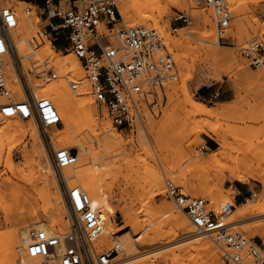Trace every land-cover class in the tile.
Masks as SVG:
<instances>
[{"label": "rangeland", "instance_id": "obj_1", "mask_svg": "<svg viewBox=\"0 0 264 264\" xmlns=\"http://www.w3.org/2000/svg\"><path fill=\"white\" fill-rule=\"evenodd\" d=\"M23 1H25L24 4H19L18 6L19 17L21 16L22 18H20L22 23L20 24L19 33L25 35V40H29L37 37V34L44 30L47 22L35 6L28 4L31 0ZM225 1L232 13L231 28L226 32L225 39L220 40L218 38L220 48L218 47L219 49H217L230 54L233 57L231 60H215L207 54L208 48L212 46L201 41V39H204V32L210 30V28L218 37L214 10L205 3V0H185L181 2L177 0H128V5L131 9L130 13L133 18L130 21L123 18L120 27L126 29L129 28L128 24L130 23L141 24L147 17H156L160 21L159 27H155L154 21L143 25L138 24L137 26L157 29L164 35L168 49L174 55L177 63V79L167 83L162 89H157L152 95L148 96L149 106H144L143 121L137 123L133 129H116L112 125L109 115L107 116L106 111L103 110L104 108L99 106L89 96L90 100H92V106L95 109V117L98 122L97 130H86L83 133L77 134L74 143L65 147L59 145L60 138L63 136L60 132L64 129L63 124L50 134L54 149L69 148L79 157L78 163L82 161V155L85 150V153H89L87 150L93 148V153H103L100 159H89L86 163L84 162L82 168L91 171L90 174L93 177L95 176L94 178H97L105 187L111 189L109 195L110 203L115 209V214H112L111 218L114 222L116 235L120 238L128 235L135 240L139 234L144 237L150 232L152 227L146 221L148 219H155V217H152L150 206L146 210L143 208L142 202L145 198H150L151 195L153 196V194L150 195L147 191L143 190L145 173L148 167L146 165L148 156L146 148H155L157 155L160 158L161 156L165 158L161 163L158 162V167L164 179L166 192L164 194H155L151 201V203L153 202L152 206L158 207L167 203L176 207L175 213L184 212L167 197V188L169 185L183 187L189 195L196 196L195 193L199 190L200 181L205 180L209 172L213 175L216 174L215 172H220L217 170L222 168L223 165L224 167L227 166L225 164L231 165L230 161L233 162L236 158L242 157L243 154H249L254 158L256 157L264 165V0H238L235 5L229 0ZM121 2L122 0H118L120 11L122 7ZM237 6L241 8L239 9L241 10L242 17H244V26L242 28L239 21L240 17L235 10ZM27 7H32L33 12L31 15L24 13V9ZM177 12H186L190 21L188 24L180 25L178 30L174 31L172 29V20ZM205 17L212 21V27H205ZM29 24L33 25L34 29L26 36L25 31L27 26H30ZM241 29L244 30L240 31ZM51 41L52 39L49 35L43 37V45ZM257 43L262 46L260 55L263 57V63L260 66L254 65L252 60H249L244 54L247 47ZM26 45L25 48L23 46L21 47L23 51L32 53L30 58H24V63L28 69L31 68L32 62L50 59L51 65L57 69L59 78H62L63 81L64 79L66 80L64 82L68 83V86L74 94L77 96L81 95L77 93L80 91L81 93L82 91L84 92V89L88 87L85 72L81 69L79 61L77 66H71L70 61L73 58L66 57L67 55L75 57L70 50L64 49L60 52L58 50H51L53 52L51 53V51L48 52L49 49L48 51L46 49V53L44 54L39 50L41 46L33 49ZM65 63L68 67L64 65ZM69 67L71 71H69ZM61 69H64V73ZM12 73L10 76H12L13 80L9 78L10 88L13 94L11 98L14 101H18L21 99L14 92L18 84L14 83ZM184 74L185 77H183ZM218 74L222 76L221 80H217L216 75ZM31 77L33 83L32 91L35 94L45 86L61 81L59 78L43 80L35 75ZM67 78L80 81L82 83L80 89L74 91ZM183 78L185 79L183 80ZM183 85L186 86V89ZM86 91H88V88ZM24 95L25 98L26 94ZM199 101H203L209 110L223 109L225 111L219 117L211 119L207 124L205 123L206 129L216 128L220 130L226 138L227 148H229L227 156L223 157L211 169L207 167L206 162L212 153L218 150L219 144L206 133H201L200 135L192 134L193 129L186 123L188 103H196ZM0 102L2 101L0 100ZM2 121L4 122L3 119H0V125L3 123ZM19 121L25 123L24 119L20 118ZM199 121V116L193 117L190 120L194 124ZM150 124L155 129L152 132L150 131L149 136H146L141 131V128L146 127L149 129L151 127ZM102 125H104V128ZM104 129L105 131H103ZM29 135L30 133L27 136L22 134L17 136L10 146L11 148H0L3 154L8 151L6 158L10 156L9 158H11L13 163L22 168L35 162V155H32L31 142L28 139ZM40 135L46 154L58 175L59 190L65 201L63 195L64 184L62 181L66 179H63V170L58 171L55 169L51 155L49 154L50 149L47 148L48 143L41 132ZM108 135H117L116 146L108 149L99 148L98 145L105 144L106 141L103 138L108 137ZM4 156L5 154L2 158ZM231 157L233 158L232 160L230 159ZM4 160L0 159V239L1 235L5 236L10 229L12 231V229L24 225L35 226L34 224L37 218L43 219L52 214L51 211H46V203L39 199V195H37L41 193V182H35L31 178H24L23 176H18V178L14 177L8 167L4 166ZM164 162H167L168 168ZM66 181L69 188L80 186L78 179ZM222 191L223 196L224 194L225 196L220 202L235 201L234 209L237 211L238 209H242L244 204L248 203V200L256 204L264 197L263 184L255 181L241 183L227 178L224 181ZM252 192L256 193V197H251ZM103 194L105 193L101 192L99 196L101 197ZM198 197L209 201L211 207H216L219 204V202L215 203L212 199L204 198L202 195ZM35 201L38 202L37 213L30 214L29 207ZM124 207L136 212V216L140 219L141 227L139 230L136 231L126 224L123 214ZM142 209H144V212H141ZM67 210L64 228L56 227L55 233L57 234H65L69 230ZM183 215L185 216L186 214ZM233 217L234 214L232 217H229L230 222H233ZM186 219L192 224L187 216ZM9 220L12 223H8L7 221ZM163 220V218L156 219L153 226L163 222ZM259 224H264V216L240 221L232 231L239 232L249 240L256 242L264 254V237L260 236L256 231L257 225ZM172 229L173 224L165 225V231L172 232ZM174 232L178 234V238L171 244H158L146 249L154 251L175 245L173 248H170L173 251L177 250L179 246L193 247L195 245L196 239L185 237L182 230L176 228ZM200 233L205 235L214 247H216L218 257L213 261L193 251V254L191 253L190 258L187 259L188 261L186 260V264H197L198 262V264H225V251L222 248L224 245L219 246L213 241L215 236ZM102 238L103 234L96 241L99 252H109L115 249L118 240H115L114 236H110L108 240ZM9 243V239L4 237V240L0 244V264H11ZM176 244L179 245L176 246ZM165 249L164 251L169 250V248ZM26 250L27 247L24 248L25 256ZM195 254L199 256L197 255L196 257ZM126 256L122 252L119 255L115 254L113 257H115L114 259L120 257V261L124 262L128 259ZM22 259L19 264H25L27 262H25V259ZM172 262L171 260L165 261L161 257L155 264H177Z\"/></svg>", "mask_w": 264, "mask_h": 264}, {"label": "built area", "instance_id": "obj_2", "mask_svg": "<svg viewBox=\"0 0 264 264\" xmlns=\"http://www.w3.org/2000/svg\"><path fill=\"white\" fill-rule=\"evenodd\" d=\"M22 1L0 0V119L12 116L34 120L59 171L74 166L78 157L70 149H54L50 134L62 125V120L50 99L38 98L32 91L31 77L46 80L58 79L59 75L50 59L32 62L28 69L20 49L23 42L35 49L49 35L51 44L59 52L66 44L65 49L75 55L85 72L87 94L106 108L112 125L118 130L133 129L143 121L144 106H149L148 96L177 79V63L159 30L146 26L120 27L123 17L118 0H31L27 3L40 11L47 25L37 37L22 42L18 17ZM205 3L214 10L218 38L225 39L232 21L229 6L225 0H205ZM32 12V7L24 9L26 15ZM189 21L186 12H177L172 29L176 31ZM261 50V44H252L244 54L260 66ZM9 66L26 94L23 100L11 98ZM67 79L74 91L80 89V81ZM62 183L69 230L65 234L33 232L25 251L32 259L27 264H113V256L119 255L117 248L101 253L96 246L104 231L102 211L97 212L88 193L78 187L69 188L64 180ZM167 197L199 231L215 236L214 241L225 246L222 247L225 264H264V254L257 243L232 231L235 225L229 221L234 210L231 202L211 207L209 201L173 185L168 186ZM251 197H256V193L252 192Z\"/></svg>", "mask_w": 264, "mask_h": 264}, {"label": "bare ground", "instance_id": "obj_3", "mask_svg": "<svg viewBox=\"0 0 264 264\" xmlns=\"http://www.w3.org/2000/svg\"><path fill=\"white\" fill-rule=\"evenodd\" d=\"M177 1L181 2L185 0H177ZM229 1L234 5L237 4L236 2H238V0H229ZM24 2L25 1H22L20 4H24ZM121 6L122 7H121L120 12H122L121 13L123 15L122 17L125 18L127 21H130L133 17L130 13L131 9H130V6L128 5V0H122ZM239 8L237 6V8L235 7V10L238 13V16L240 17L239 21H240V26L242 28V26H244L243 25L244 17H242V13L240 10L241 8L240 9ZM207 17H205V27L206 28L208 26L212 27L213 26L211 23L212 21L208 20ZM20 18L21 16L19 17V24L22 23V20H20ZM150 21L152 22L154 21L153 23L155 27H159L160 21L156 19V17H147L146 20H144L141 24L139 23L138 24L139 25L148 24V22ZM138 24L133 22V23L128 24V26L129 28L131 27L133 28L137 26ZM29 25L30 26H27L26 31H25L26 36L34 29L33 25L31 24ZM242 30L244 29H241L240 31ZM22 36H23V39H22V42H23L26 38L24 37L25 35L23 33H22ZM202 38H203V35H202ZM201 41L212 46L208 48L207 54L209 56H212V58H214L215 60H221V59L231 60V58H233L230 54L223 52L221 50H218L220 48L218 37L216 36V34L211 28L210 30H206L204 32V39H201ZM23 44L25 43L23 42L21 47L23 46V48H25L26 44L25 45ZM21 47L20 49H21L22 54H24L26 58H30L32 53L24 52L23 48ZM46 49L47 51L49 49L48 52H50L51 50L52 51L56 50V48L51 44V42H48V43L46 42L45 45L41 46L39 50H41V52L45 54ZM52 51L51 53H53ZM66 57L73 58L72 59L73 61L72 60L70 61L71 66L78 65V59H76V57L72 55H67ZM64 65H66V63ZM69 71H71L70 67H69ZM11 73L14 76V83L17 84L18 83L17 76L14 70L12 69V67L9 66L8 75L10 76ZM183 77H185V74L183 75ZM216 77H217V80H221L222 78L220 74L216 75ZM10 79L13 80L12 76H10ZM184 79L185 78H183V80ZM60 80H61L60 82L58 81V82L52 83L50 85L45 86L41 90H38L37 92L38 96L37 94L35 95L38 98L50 99L52 103L54 104V106L56 107L57 111L59 112L61 120H62V124L64 126V129L60 131L63 134V136L60 138L59 145L62 147L63 146L65 147L67 145L74 143L75 137L77 136V134L83 133L86 130H89V131L97 130L98 122L95 117V109L92 106V100H90L89 95L87 97L88 91H86V89L88 87L85 88L84 89L85 91L84 92L82 91V93L81 91L78 93L76 92L77 94L79 93L81 94L77 96L70 89V87L68 86V83L64 82L66 81L65 79L64 81L62 78ZM183 83L185 84V82ZM183 87H185L186 89L185 85H183ZM14 92L19 96L18 97L19 99H22L25 96L24 91L18 85H16ZM103 108H104L103 110H105L107 113L106 108L105 107ZM224 112L225 111L223 109L222 110H219V109L209 110L208 106L203 101H199L196 103L190 102L187 105L186 123L189 124V127L193 129L192 134L200 135L201 133H206L208 136H210L214 141H216L219 144L218 150L214 151L211 157L206 162L207 167L210 169L213 166L215 167L216 164H218L223 157L227 156L229 148H227L228 145H227L226 138L223 136L220 130L216 128L206 129L205 123L207 124V122H209L211 119L215 117H219ZM107 116H108V113H107ZM196 116L200 117V121L197 122L196 124L191 123L190 120ZM19 119L20 118L18 117H12V116L6 117L3 119L4 122L2 121L3 123L0 125V148H4V149L11 148L10 146L13 144L17 136L21 134L24 136H27V134L30 133L28 139L31 142V148H32L31 152H33L32 155H35V162H32L31 164H28L24 168H22L14 164L11 158H9L10 156H7L6 158V153L8 151L4 152L5 156L3 158L2 156L4 154L2 151H0V159L2 160L5 159L4 166L8 167L9 171L14 177L18 178V176H23L24 178L25 177L31 178L35 182H41L42 191L40 190L41 193L37 195H39V199L43 200V202L46 203L45 205L46 207L44 206L46 211L47 210L51 211L52 214L51 216H47L46 218H43V219L37 218V221L34 224L35 226L24 225L21 227H16L12 229V231L10 229L9 231L11 232L9 233L8 231L5 234V236L1 235L0 244L4 240V237L9 239V242H10L9 250H10V256L12 260L11 264H19L22 258L25 259V262L31 261L32 260L31 258H28L27 255L26 256L24 255V248L27 247L29 243L31 242L30 241L31 234L36 231H45L49 234L55 233L56 227L64 226V221L66 218V210L68 209V208L66 209L65 201L59 190V184H58V179H57L58 175L56 171L53 169L50 159L46 154V150L42 143V140L40 137L41 135H40L37 124L35 123L34 120H24L25 123H23L19 121ZM102 126L104 128V125ZM154 129L151 125L149 129L146 127L141 128V131L146 136H149L150 131L152 132ZM103 131H105V129ZM109 136L110 135H108V137L103 138V140H105L106 142L105 144L103 143L104 145L103 144L98 145L99 148L108 149V148H112L116 146L115 142L117 141V138H118L117 135L116 136L111 135L110 137ZM110 140L111 142H109ZM64 149H69V148H64ZM146 149L148 153L147 154L148 156L146 159V165L148 167L145 173L143 190L147 191L150 195L153 194V196L155 194L157 195L164 194L166 192V189H165L163 176L158 167V162L161 163V161H164L165 158L164 156L163 157L161 156L160 158V156L157 155L155 148H146ZM85 151H84V154L82 155V161L80 163H78V159H79L78 157L77 163L74 166H68L62 169L63 170L62 176H63V179H66V180L78 179L79 184H80L78 188L88 193L90 198H92L91 201L93 202V206L97 210V212H100V211L103 212L102 219H103V224H104V231H103L102 239L108 240L110 236H114V239L118 240V242L115 245V248H117L118 253L124 252L125 255H127L126 257L128 258L127 260L123 262V261H120V257H118L113 260V264H155L156 261H158L161 257L165 259V261L171 260L177 264H186V260L190 258V256L193 254L192 253L193 251L210 260L215 261L217 259L218 256H217L216 247H214L212 242L205 235L200 233L201 231L195 228L186 219V215L185 216L183 215L184 213H175L176 207L170 204H167V203L162 204L158 207H155L154 205L152 206V203H153V202L151 203V201L153 200L152 195L150 198H145L142 201L143 208L149 209V206H150L152 217H155V219H152V220L148 219L146 221V223L151 224L152 226V227L150 226L151 227L150 232H148L144 237L140 236L139 234L138 238L135 240H133L132 237L128 235L126 237L124 236L123 238H120L119 236H117L116 231L114 229V222L111 218V215L115 214V209L111 206V203H110L109 195H110L111 189L105 187L103 183H100L97 180V178H94L95 176L93 177L90 174L91 171H89L88 169L82 168L83 167L82 164L84 162L86 163L89 159H94V160L100 159V157L103 156V153H93L92 152L93 148H90L89 150H87L89 151V153H85ZM230 159L232 160L233 158L231 157ZM230 162H231V165L225 164L227 165L225 167L223 165L222 168L217 170L220 172L218 173L215 172L216 174L214 175L211 174V172H209L206 175V179L200 181L199 190L198 192L195 193V195L197 197L199 195H202L204 198L212 199L215 203L216 202L220 203V201L225 196V194L223 196L222 188H223L224 181L227 178L233 181H239L241 183H249V182L255 181V182H259L263 184L264 186V165L256 157L254 158L250 156L249 154H243L242 157H238L233 162L232 161ZM164 163L166 167L168 168L167 162H164ZM206 165L204 164L205 167ZM101 192H104L105 194H103L100 197L99 193L101 194ZM215 203L214 205H216ZM231 203L233 204V206H235V201ZM29 209H30V214L32 213L36 214L38 210V202L35 201V203L31 204ZM144 209H142L141 212H144L143 211ZM123 214H124V220L128 226H131L136 231L140 229L141 227L140 219H138L139 217L136 216V212H134L130 208L124 207ZM233 214H234L233 223L235 226L240 221L264 216V197L262 198V200H260L256 204L251 203L248 200V203H245L242 209L240 210L238 209V211L234 209L230 216L232 217ZM160 218L164 219L163 222H160L157 225L153 226L155 223V220L160 219ZM32 220H34V218H32ZM7 222L12 223L11 220ZM167 224H173L172 232L171 231L167 232L164 230L165 225ZM176 228L182 230L183 235L185 237H188L190 239L191 238L196 239L195 245L193 247H180L179 246L180 248L178 247L177 250H173V251H171L170 248H173L175 245H172L171 247H165L167 249L169 248L170 251L169 250L164 251L166 250L165 248H160L154 251H151V249H146L153 245H158V244L167 245V244H171L172 242H174L178 238V234L174 232ZM256 231L258 232L260 236L264 237V224L257 225ZM213 241H214V238H213ZM178 245L176 244V246ZM197 255L195 254L196 257Z\"/></svg>", "mask_w": 264, "mask_h": 264}, {"label": "crops", "instance_id": "obj_4", "mask_svg": "<svg viewBox=\"0 0 264 264\" xmlns=\"http://www.w3.org/2000/svg\"><path fill=\"white\" fill-rule=\"evenodd\" d=\"M71 1H73V0H71ZM66 44H64L63 46H61L60 48L62 49V50H64L65 48H66V46H65Z\"/></svg>", "mask_w": 264, "mask_h": 264}, {"label": "snow or ice", "instance_id": "obj_5", "mask_svg": "<svg viewBox=\"0 0 264 264\" xmlns=\"http://www.w3.org/2000/svg\"><path fill=\"white\" fill-rule=\"evenodd\" d=\"M9 19H11V18L9 17Z\"/></svg>", "mask_w": 264, "mask_h": 264}]
</instances>
